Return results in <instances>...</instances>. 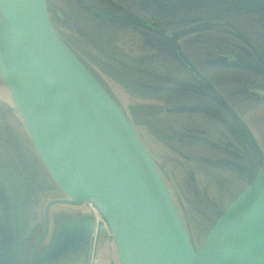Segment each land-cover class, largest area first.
I'll list each match as a JSON object with an SVG mask.
<instances>
[{"label": "water", "instance_id": "water-1", "mask_svg": "<svg viewBox=\"0 0 264 264\" xmlns=\"http://www.w3.org/2000/svg\"><path fill=\"white\" fill-rule=\"evenodd\" d=\"M207 27L159 31L263 156L249 124L183 50L180 37ZM0 76L63 195L45 204V228L26 264H91L98 229L91 210L59 217L37 255L52 226L51 207L88 202L108 223L120 264H264V158L197 245L131 114L52 21L46 0H0ZM33 185L0 148V264H24L32 204L42 196Z\"/></svg>", "mask_w": 264, "mask_h": 264}, {"label": "flooded vegetation", "instance_id": "flooded-vegetation-1", "mask_svg": "<svg viewBox=\"0 0 264 264\" xmlns=\"http://www.w3.org/2000/svg\"><path fill=\"white\" fill-rule=\"evenodd\" d=\"M46 3L52 21L59 30V26L64 28L66 32L60 31L81 58L90 66L89 56L123 90L138 133L149 150L139 126L150 129L149 134L181 159L196 163L197 170L203 173L211 172L209 168L220 170L223 166L214 162L220 160L240 163L245 159L251 166L249 170H254L256 160L264 158V153L260 155L247 144L229 111L208 94L209 88L168 49L167 43L173 42L159 31L165 29L170 33L195 23L208 25L180 37L183 50L249 124L264 152V0ZM90 68L103 80L99 69L93 65ZM153 157L161 172L165 162L174 161L168 158L160 163ZM228 161L226 167H230ZM27 171L33 189L42 196L36 195L38 209L32 215L33 232L25 239L29 245L24 264L44 231L45 204L53 197L63 196L57 186L52 188L56 193L51 195L45 185L39 184V172ZM237 176L241 179V174ZM207 200L211 203L210 198ZM89 210L53 205L52 226L37 255L47 245L59 217ZM203 214L208 216L204 211Z\"/></svg>", "mask_w": 264, "mask_h": 264}, {"label": "rangeland", "instance_id": "rangeland-1", "mask_svg": "<svg viewBox=\"0 0 264 264\" xmlns=\"http://www.w3.org/2000/svg\"><path fill=\"white\" fill-rule=\"evenodd\" d=\"M59 28L66 32L63 27L59 26ZM87 46L92 48L91 45ZM87 59L90 66L93 65L102 72L106 86H108L114 96H116L129 111L127 106L128 99L123 93V90L99 68L98 64L91 61L89 56H87ZM138 129L147 140L152 155L156 156L160 163L165 162L168 158L169 161L170 159L174 160L173 162L167 161L169 162L167 164L165 162L162 173L196 244L200 245L210 229L213 220L217 218L219 213L227 207L229 202L242 191L251 178L258 172L262 159L256 160V168L254 170H249L251 166H249V161L245 159L240 163L226 160L230 163V167L225 166L228 165L225 160L214 161L218 166L223 167H219L220 170L209 168L211 172L203 173L201 170H197L196 163L181 159L176 153L169 150L164 142H161L152 134H149L148 131H150V129L144 130L143 126H139ZM0 148L1 155L10 158L13 162L18 161L26 171L36 170L39 172V176L41 177L39 184L45 185V189H48L51 195L56 193L52 190L56 185L45 169L42 160L38 154H36L23 118L19 114L18 108L1 78ZM255 164H253L252 167ZM185 167L193 170H183ZM232 167H235L237 170H231L230 168ZM237 174H241V179L238 178ZM206 196L211 199V203L208 202ZM34 200H36V202L34 201L32 204L33 215L36 209H38L37 197ZM73 207L81 209L89 207L92 214L96 216L98 222V229L94 235L91 264H120L115 242L110 233V227L102 214L98 212V210H93L89 202L84 205ZM203 211L206 212L208 216H205ZM103 228H107L109 233L105 234Z\"/></svg>", "mask_w": 264, "mask_h": 264}, {"label": "built area", "instance_id": "built-area-1", "mask_svg": "<svg viewBox=\"0 0 264 264\" xmlns=\"http://www.w3.org/2000/svg\"><path fill=\"white\" fill-rule=\"evenodd\" d=\"M90 204H91V206L93 207V210H95V209H97V207L92 203V202H90ZM98 210V209H97ZM96 211V210H95ZM98 212H99V210H98Z\"/></svg>", "mask_w": 264, "mask_h": 264}, {"label": "bare ground", "instance_id": "bare-ground-1", "mask_svg": "<svg viewBox=\"0 0 264 264\" xmlns=\"http://www.w3.org/2000/svg\"><path fill=\"white\" fill-rule=\"evenodd\" d=\"M0 78H1V76H0ZM2 79V78H1ZM3 81V80H2ZM95 210H97V209H95Z\"/></svg>", "mask_w": 264, "mask_h": 264}, {"label": "trees", "instance_id": "trees-1", "mask_svg": "<svg viewBox=\"0 0 264 264\" xmlns=\"http://www.w3.org/2000/svg\"><path fill=\"white\" fill-rule=\"evenodd\" d=\"M103 67H104V65H103ZM105 68V67H104Z\"/></svg>", "mask_w": 264, "mask_h": 264}, {"label": "crops", "instance_id": "crops-1", "mask_svg": "<svg viewBox=\"0 0 264 264\" xmlns=\"http://www.w3.org/2000/svg\"><path fill=\"white\" fill-rule=\"evenodd\" d=\"M118 85V84H117ZM119 87V86H118Z\"/></svg>", "mask_w": 264, "mask_h": 264}]
</instances>
